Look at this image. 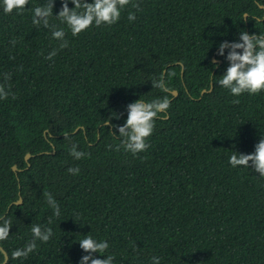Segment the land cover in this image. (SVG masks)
I'll list each match as a JSON object with an SVG mask.
<instances>
[{
  "label": "trees",
  "instance_id": "1",
  "mask_svg": "<svg viewBox=\"0 0 264 264\" xmlns=\"http://www.w3.org/2000/svg\"><path fill=\"white\" fill-rule=\"evenodd\" d=\"M45 2L5 14L0 0V84L11 76L8 98L0 99V215L12 221L0 241L7 264H80L87 253L79 242L88 235L108 243L95 256L112 255L113 264H152V257L264 264V179L229 164L233 152L252 154L264 138V91L235 97L218 84L229 66L219 45L240 42L241 31L264 34V0H138L139 10L128 7L117 23L77 37L55 19L62 8L55 0L50 22L64 29L69 47L52 60L59 42L32 23V10ZM161 75L177 97L152 87ZM166 96L168 118L155 120L147 150L117 151L112 125L123 126L127 105ZM73 145L83 159L70 155ZM75 167L79 174H69ZM32 225L53 236L13 259L33 239Z\"/></svg>",
  "mask_w": 264,
  "mask_h": 264
},
{
  "label": "clouds",
  "instance_id": "2",
  "mask_svg": "<svg viewBox=\"0 0 264 264\" xmlns=\"http://www.w3.org/2000/svg\"><path fill=\"white\" fill-rule=\"evenodd\" d=\"M72 3L74 8L69 9L68 4ZM29 0H2L3 12L11 14L15 11L21 14ZM55 0H46L42 6L35 7L32 16V23L36 27H43L52 33V38L59 42L57 49H54L48 56V60H52L58 51L69 47V42L65 38L66 33L63 28H58L55 23H51ZM62 8L55 19L60 24L66 25L73 37L79 36L87 31L93 25L100 27L102 25L111 26L117 23L121 17V12L128 8L139 10L140 4L138 0H93L88 3L87 0H61ZM136 19L134 12H129L128 20L130 22ZM240 42L229 43L227 41L219 45L218 56L224 57L225 50H228L226 60L229 64L226 72L220 77L218 84L230 91L231 95L239 97L244 93L256 95L264 91V34H248L241 31L239 34ZM15 45L16 41L11 42ZM11 79L9 74H5L4 84H0V99H7L9 92L6 87L11 85L7 82ZM152 87L160 89L162 92L174 95L171 89L161 75L157 80H153ZM15 99V97H13ZM233 104H239V99L232 101ZM170 99L166 96L163 99H153L151 102H144L139 99L127 105V120L123 126L112 125L118 130L120 144L116 150L121 147L126 152L133 155L146 151L150 146L146 141L153 134L156 119H167L168 109L170 108ZM110 121L106 122V126ZM116 136V131L112 132ZM67 139V136H65ZM70 155L76 160L85 157V153L77 151V146L73 145ZM229 164L233 167L251 168L260 178L264 179V138L255 145V151L252 154H237L235 152L229 158ZM68 173L78 175L79 168H69ZM47 204L54 210V215L59 217L60 209L58 202L53 198L51 193L45 192ZM51 223V219H49ZM12 221L5 216L0 215V241H4L9 237ZM33 239L27 243L24 248L16 249L12 252L13 259L27 258L29 254L37 248L36 241L47 243L53 236L52 229H42L40 225H32L31 227ZM81 249L87 253L82 256L80 264H113L114 256L108 255L104 259L96 258L95 254L103 256L109 248L106 241H97L91 235L86 236L80 242ZM152 264H160L158 257H152Z\"/></svg>",
  "mask_w": 264,
  "mask_h": 264
},
{
  "label": "water",
  "instance_id": "3",
  "mask_svg": "<svg viewBox=\"0 0 264 264\" xmlns=\"http://www.w3.org/2000/svg\"><path fill=\"white\" fill-rule=\"evenodd\" d=\"M262 9H264V6H260ZM245 17L247 18V14H245ZM213 62L216 63V64H219L221 65L222 64V61L221 60H216L215 58H213ZM211 91V90H210ZM209 91V92H210ZM175 94H174V97H177L178 96V92L177 91H173ZM207 91L206 90H203L202 91V95L204 93H206ZM106 125V123H105ZM110 125V123L108 124ZM54 154V152H52ZM32 157V155L30 153H28L26 156H25V161L28 162L30 160V158ZM29 166V165H28ZM13 171L17 174L18 172L21 171V169H19L16 165L13 166ZM23 203V200L22 198H20L17 202L14 203V205H21ZM0 252L4 255V260L3 262H1L0 264H7L8 263V260H9V256L7 254V252L4 250V248L2 246H0Z\"/></svg>",
  "mask_w": 264,
  "mask_h": 264
}]
</instances>
